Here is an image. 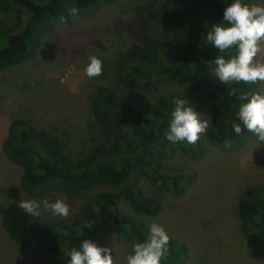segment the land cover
I'll list each match as a JSON object with an SVG mask.
<instances>
[{"label": "trees", "instance_id": "1", "mask_svg": "<svg viewBox=\"0 0 264 264\" xmlns=\"http://www.w3.org/2000/svg\"><path fill=\"white\" fill-rule=\"evenodd\" d=\"M116 0H0V9L25 13L20 28L0 30V71L28 61L41 43V37L59 17L72 19L69 10L79 14L93 13ZM251 0H243L250 4ZM233 0H153L141 24L145 30L137 34L131 46L115 52L110 60H102L107 80L97 86L90 103V113L114 140L97 148L83 159H73L59 136L51 129L23 118L13 119L1 142L6 160L21 170L20 185L34 196L64 193L81 201V210L74 222L58 223L42 213L32 216L18 207L21 200H11L4 208L2 225L9 239L24 248L51 251L47 264H69L68 253L80 249L88 239L97 246L106 243L109 234H123L131 254V245L146 240L150 228L134 217L122 213L119 200H124L137 213L154 216L161 209L158 197L143 191L141 182L183 194L195 179L188 167L166 165L176 150L192 158L205 155L208 144L232 151L247 141L258 138L243 128L239 108L241 92L262 94L260 83H222L215 76V60L236 55V49L221 53L207 41L212 25L223 21L225 7ZM78 14V15H79ZM145 18L157 22L161 33L176 38L182 53L176 56L158 35L150 34ZM167 81L181 86L178 91L162 95L148 111L133 104L136 90H151ZM1 89V88H0ZM236 89V95L231 92ZM185 99L194 109L206 100L212 104L210 126L199 142L172 143L169 131L173 101ZM239 123L242 133L232 127ZM244 237L264 245V185H247L235 206ZM91 224L92 227H85ZM169 255L162 264H186L187 245L170 237Z\"/></svg>", "mask_w": 264, "mask_h": 264}, {"label": "rangeland", "instance_id": "2", "mask_svg": "<svg viewBox=\"0 0 264 264\" xmlns=\"http://www.w3.org/2000/svg\"><path fill=\"white\" fill-rule=\"evenodd\" d=\"M153 0H116L93 13L79 14L67 23L55 22L41 37L33 56L23 64L0 71V264H47L54 257L43 248H24L11 241L2 225L5 206L13 199L25 198L54 202L65 199L70 206L67 218L54 216L41 208L42 215L53 222H74L81 201L64 193L34 196L20 185L21 170L12 165L1 151V142L10 122L23 118L54 131L73 159H83L97 146H109L114 138L90 113V103L98 85L107 83L100 76L89 78L85 68L91 56L112 59L115 52L137 40L142 19ZM264 6V0H251L249 5ZM26 14L14 9H0V30L18 29ZM150 34L161 38L173 55L182 50L173 34L157 31L158 23L145 18ZM144 24V23H143ZM145 25V24H144ZM264 49V43H261ZM264 63V51L256 58ZM264 95V83H260ZM181 86L163 81L151 90H136L133 104L143 111L166 93ZM212 104L205 101L195 109L202 119H210ZM172 167H188L196 179L183 194L142 181L143 191L161 201L154 215L140 214L119 200V209L144 226H163L169 236L188 247L186 264H264V245L249 242L243 235L235 206L247 185H264V141H247L232 151L214 144L207 145L204 156L192 158L176 150L167 160ZM102 247L112 248L117 264H127L131 248L123 234H109Z\"/></svg>", "mask_w": 264, "mask_h": 264}, {"label": "clouds", "instance_id": "3", "mask_svg": "<svg viewBox=\"0 0 264 264\" xmlns=\"http://www.w3.org/2000/svg\"><path fill=\"white\" fill-rule=\"evenodd\" d=\"M79 9L72 7L69 16L77 17ZM61 23H67V17L60 16ZM207 41L211 42L221 53L235 48L236 55L226 59L220 55L214 61L215 76L225 84L232 82L244 84L264 83V63L256 62L257 56L264 51V6L244 3L243 0H233L225 7L223 21L212 25L207 32ZM86 75L91 79L103 74V62L97 56H91L85 68ZM236 95V89L231 92ZM243 103L238 112L243 128L253 132L259 141H264V95L252 92H241L238 97ZM174 111L171 113L169 131L166 138L172 143L186 142L195 145L206 134L210 119H202L185 99L173 101ZM237 135L242 133L239 123L232 125ZM18 207L32 216H39L41 208L50 210L54 216L67 218L70 206L65 199L49 202L47 199L21 200ZM85 227L91 228V224ZM170 236L166 229L158 223H152L145 241L131 245L133 253L128 255L127 264H162L169 255ZM112 248L97 246L85 239L81 248H72L68 253L69 264H117L112 255Z\"/></svg>", "mask_w": 264, "mask_h": 264}]
</instances>
